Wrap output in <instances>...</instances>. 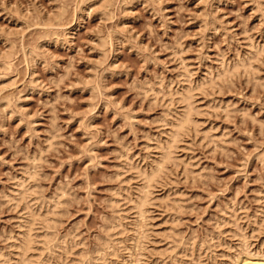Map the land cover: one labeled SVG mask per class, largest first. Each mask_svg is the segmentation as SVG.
<instances>
[{"label": "rangeland", "instance_id": "rangeland-1", "mask_svg": "<svg viewBox=\"0 0 264 264\" xmlns=\"http://www.w3.org/2000/svg\"><path fill=\"white\" fill-rule=\"evenodd\" d=\"M245 263L264 264V0H0V264Z\"/></svg>", "mask_w": 264, "mask_h": 264}, {"label": "bare ground", "instance_id": "bare-ground-1", "mask_svg": "<svg viewBox=\"0 0 264 264\" xmlns=\"http://www.w3.org/2000/svg\"><path fill=\"white\" fill-rule=\"evenodd\" d=\"M194 92V91H193ZM183 101H185V102H188L189 104L192 102V100H191V98H193V94L191 93L190 94V90H187V92L183 95ZM195 112H193L192 111V109L191 108H187V109H185L184 110V112H183V114H181V116L180 117H177L178 119H177V121H176V123L174 124V132H175V134H176V137H177V134H180V133H182L183 131H186V130H188L193 124H195V115L196 114H194ZM174 134V133H173ZM184 134V133H183ZM174 139H175V137H174ZM173 139V140H174ZM176 141H177V139H175ZM179 142V141H178ZM172 146H173V143H172V145L171 144H168L167 146H166V148H165V150L164 151H162L163 153L161 154V157H160V160L158 161L157 160V163H156V167L155 168H152V170H150L151 172H149V173H146V175H145V180H144V182H145V185H144V187H143V194L140 196V198H139V202H138V204H137V206H138V208H139V210L141 211V213H143V211H144V208H145V205H146V203H147V201H148V197H150L149 195V191H145V188L146 187H150L153 183H154V181L155 180H157V178H158V176L161 174V171L164 169V167L167 165V163L169 162V161H171V159H172V153H173V150H172ZM173 148H174V146H173ZM174 159V158H173ZM167 167V166H166ZM30 176H31V174H30ZM32 177V176H31ZM27 180V179H26ZM23 181V180H22ZM20 184V183H19ZM21 185L23 186H25V182L23 181V182H21ZM29 185V184H28ZM23 186V187H24ZM33 186V185H32ZM34 186H36V185H34ZM39 188V187H38ZM32 189V188H31ZM31 189L29 190V191H27V192H29V194H30V192H31ZM36 189V188H35ZM32 190H34V188L32 189ZM35 192H36V194H38L37 193V191L36 190H34ZM33 191V192H34ZM151 191V190H150ZM38 192H39V190H38ZM32 193V192H31ZM27 194V193H26ZM35 194V193H34ZM33 194V195H34ZM35 194V195H36ZM34 195V196H35ZM26 196V195H25ZM33 196V197H34ZM23 198H24V196H23ZM40 198V197H39ZM28 200V199H27ZM57 200V199H56ZM37 201H38V199H37ZM31 202V201H30ZM59 203V202H58ZM61 204V203H60ZM56 205H57V203H56ZM59 205V204H58ZM56 208H57V206H55ZM54 207V208H55ZM32 210V209H31ZM51 211V210H50ZM49 211V212H50ZM49 214V213H48ZM47 214V215H48ZM28 218V217H27ZM31 218H33V217H31ZM50 218H51V216H50ZM54 218V217H53ZM40 219V218H39ZM46 219V218H45ZM37 220V219H36ZM50 220H52V219H47L46 221H49L50 222ZM27 222V219L26 220H24V223H26ZM36 222V221H35ZM48 222V223H49ZM30 224H32V219H28V225H29V230H30V232H28L27 233V235L26 236H24L25 234H26V232H25V234L22 236L23 238H22V243H20V244H22L21 246V252H23V253H25V254H22V256L24 255H26V252H27V254H30L29 253V250L30 249H32V247H34L33 246V241H34V237H33V232H31V230H32V227L30 226ZM28 225H27V227H28ZM33 225H34V223H33ZM37 225V224H36ZM35 228V227H34ZM39 228V227H38ZM28 229V228H27ZM28 230V231H29ZM35 230H37V229H35ZM39 230V229H38ZM34 231V230H33ZM37 234V233H36ZM34 235H35V233H34ZM38 235H36V237H37ZM39 237H42L41 235L39 236ZM34 238V239H33ZM38 241V240H37ZM36 241V242H37ZM35 242V243H36ZM34 243V244H35ZM38 244V243H37ZM41 244V243H40ZM43 244L44 243H42V246H43ZM107 247H110V245H108ZM35 248V247H34ZM38 248V247H37ZM102 248H106V246L104 245V247H102ZM39 249V248H38ZM102 250H104V249H102ZM113 250V249H112ZM31 251V250H30ZM36 251V250H35ZM37 252V251H36ZM34 253V252H33ZM102 253V252H101ZM19 254H20V252H19ZM21 254H20V256H21ZM51 255H52V252H51ZM102 255V254H101ZM21 256V257H22ZM32 258H34V256L32 257ZM21 259V258H20ZM24 259V258H23ZM28 259H31V256H30V258H28ZM27 261V260H26ZM23 263H25V261L23 260ZM245 264H248V263H245Z\"/></svg>", "mask_w": 264, "mask_h": 264}]
</instances>
